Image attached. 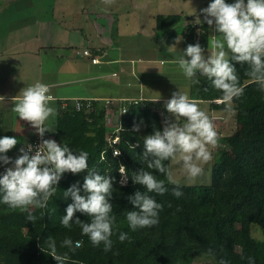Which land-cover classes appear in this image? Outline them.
<instances>
[{
    "label": "trees",
    "instance_id": "16d2710c",
    "mask_svg": "<svg viewBox=\"0 0 264 264\" xmlns=\"http://www.w3.org/2000/svg\"><path fill=\"white\" fill-rule=\"evenodd\" d=\"M180 20L179 13L156 14L154 27L157 30L170 28ZM208 30L206 22L198 26L185 24L184 45L198 41L206 48ZM175 37L174 30H170L166 43H174ZM237 72L244 94L233 101L231 119L236 127L223 136L220 143L229 152L220 146L215 152L210 184H181L184 194L176 198L171 191L174 186L166 182V193H150L164 205L159 223L136 231L130 230L124 219L125 210L132 208L127 196L137 189L143 190L141 185L132 182L131 175L141 167L146 168L139 159L144 136L152 132L153 124L162 128L161 118L165 117L166 109L160 106V115L152 108L153 104L159 106L157 102L129 106L121 117L117 132L119 140L115 145L120 154L113 156L106 139L113 129L109 130L105 125L102 103L94 101L93 111L89 113L69 107L63 109L59 105L52 127L54 131L46 133L74 150L84 149L89 153L90 168L116 178L111 197L113 213L119 230L128 232L130 240L120 242L117 233L112 237V249L105 252L102 244L95 247L87 236H82L77 225L69 229L60 224V217L71 202L70 198H63V191L77 181L82 184L87 170L75 175L69 172L59 181L57 193L48 202V207L33 208V215L37 217L35 222L25 218L27 213L0 205V264H56L42 251L43 241L49 235L57 239L61 253L67 251L59 248V240L65 236L74 241L82 240V246L69 253L68 264L73 261L75 264H191L196 254L210 257L213 264H218L220 257L228 259L230 264H247L242 255H251L256 264H264V92L250 82L239 65ZM190 92V98L207 101L211 108L225 107L221 102H214L221 93L204 78ZM134 123L140 125L138 131L133 130ZM165 163L169 167V161ZM121 164L128 176L125 184L119 182ZM157 176L165 178L162 174ZM75 216L88 219L79 212ZM254 225L260 230V238L252 235Z\"/></svg>",
    "mask_w": 264,
    "mask_h": 264
},
{
    "label": "clouds",
    "instance_id": "9594fccd",
    "mask_svg": "<svg viewBox=\"0 0 264 264\" xmlns=\"http://www.w3.org/2000/svg\"><path fill=\"white\" fill-rule=\"evenodd\" d=\"M199 11L203 14L204 22L213 30L210 50L198 41L189 43L176 63L191 83L199 84L201 78L209 81L211 87L221 93L219 102L224 104L225 110L233 112L234 99L244 94L237 65L244 69L250 82L264 92V0H209L207 6ZM181 39L183 37L177 36L175 42L166 48L171 51ZM20 92L14 98L12 111L19 119L29 123L40 137V142L35 150L30 143L20 147L18 151L21 154L13 158L7 152L17 145V137L0 136V166H6L0 171V205L27 213L25 218L35 222L37 217L33 215V208L48 207L63 175L69 172L75 175L87 170L82 184L77 181L64 189L63 198H70L71 202L60 217V224L69 229L77 225L82 236H87L95 247L102 244L105 252L112 249V237L117 233L116 238L120 242L130 240L128 232L119 230L117 217L113 213L111 197L116 178L90 168L89 153L84 149L74 150L67 143L45 138L46 132L54 131L48 123L55 114L50 103L53 98L49 85L37 81L23 87ZM164 108L170 118L165 117L162 128L153 124L152 132L144 136L139 159L143 165L146 164V168L141 167L131 175L132 182L143 188L127 196L132 208L125 210L124 219L132 231L159 223L164 205L150 193L163 195L168 191L167 182L174 186L172 195L182 197V182H195L204 174V166L213 160L210 148L217 146L221 138L213 120L190 99L187 92L179 88L173 91L164 102ZM139 127V124H133L134 131H138ZM113 155H119V150L114 151ZM166 161L180 166L181 178L174 176ZM119 173L122 177L120 183H127L128 176L123 164ZM157 174L165 178L159 179ZM77 212L87 216V221L75 216ZM82 243V240L74 241L70 236H65L59 240V248L67 251L61 253L57 239L49 235L43 241L42 251L50 255L56 264H68L71 259L69 253L75 252ZM241 258L247 264H256L251 255H242ZM218 264H230V261L220 257Z\"/></svg>",
    "mask_w": 264,
    "mask_h": 264
},
{
    "label": "rangeland",
    "instance_id": "374dc122",
    "mask_svg": "<svg viewBox=\"0 0 264 264\" xmlns=\"http://www.w3.org/2000/svg\"><path fill=\"white\" fill-rule=\"evenodd\" d=\"M228 2H231V0H228ZM208 3L209 0H18L17 2H12L5 11L0 13V44H5L6 42L4 26H46L47 30L54 28L56 32H60L63 35L61 37L63 41L69 40V36H71L74 43L71 44L72 46L70 48H62V51H60L63 54V57L61 56L63 59L61 63H57L56 61L57 58H60L58 49L43 54L41 68L43 76L45 77L53 76L56 72V67L67 72L72 68L80 70L79 67L81 66H89V58L85 56L76 58L75 52H81L83 47L92 46V42L96 44V41L101 43L106 53V55L101 57L102 61L115 59L118 54L123 55V58L133 57V59L137 56L148 57L152 55L163 59L162 66L158 64V61L155 63L150 61L146 65L151 66L152 64V66H159L168 72L169 69L167 68L171 63L168 61L170 58L169 53H166L168 50L166 48L167 44L165 43L167 34L173 29L176 37H183L177 44L179 46L177 50H183L186 47L184 45L186 38L183 34V26L190 23L198 26L203 23V14L199 10L206 7ZM170 13L181 14L180 22L170 27L172 29H155V15ZM208 33L209 41L206 48L210 50L209 42L213 36V30L210 27ZM65 55L69 56V60L68 58L65 60ZM127 65L129 64L126 62H116L110 64L109 67L120 75L119 67ZM176 68L178 70L174 73H166L169 79L172 78L171 75L174 78L176 77L175 83L161 90L172 93L179 88L181 91L188 93L187 79L183 76L177 64L175 70ZM3 81L0 78V88L3 90L6 88V91L11 90L15 93H21L20 91L23 86L20 83L15 82L7 85V82ZM33 83H35L33 80H28V85ZM146 83L150 82L146 81ZM61 86L68 88L75 85H70L68 82ZM130 87L129 90H135L137 88ZM101 88L108 90L112 88L111 91H113L115 86L110 82H105V84L101 85ZM120 88L126 91L128 89L123 85ZM54 90L55 87L50 88L51 93ZM8 102L13 107L14 102ZM50 103L55 108V101H51ZM206 110L208 112L207 108ZM12 115L11 110H0V136H4L2 132L11 130ZM54 115L49 118L50 121L48 123L50 125L54 123ZM226 115L223 114L225 120L227 118V122H230L229 124L227 123V126L226 122L222 123L219 131L225 135L236 127V125L231 126L233 124L232 117ZM7 136L17 137L14 133ZM221 140L222 138H220L217 146L210 148L213 153V160L219 146L226 152H229L228 148L220 144ZM20 144L18 142L17 145L8 150L7 155H17ZM213 160L204 166V174L195 182H189L187 184L182 182V184L188 186L194 184L208 186L211 181V166ZM169 167L172 169L174 176L181 178L182 170L178 164L169 161ZM252 235L255 238H260V230L256 225L252 228ZM151 264L156 263L151 262ZM191 264H213V260L204 254H196Z\"/></svg>",
    "mask_w": 264,
    "mask_h": 264
},
{
    "label": "crops",
    "instance_id": "0c3cea01",
    "mask_svg": "<svg viewBox=\"0 0 264 264\" xmlns=\"http://www.w3.org/2000/svg\"><path fill=\"white\" fill-rule=\"evenodd\" d=\"M9 1L10 0H0V13L5 11L12 2H17L18 0H12L10 3ZM3 28L5 31L6 42L5 44H0V78L4 80L3 82H7V85L17 82L24 87L28 86V80H33L34 82L40 81L46 83L49 85V89L55 87L54 94L50 92V95L53 98L52 101H55L56 103L55 108L53 107L55 109V114L57 108L64 100L71 98H89L93 100V102L95 101L103 104L105 109V125L109 130H114L118 119L117 105L118 103H122L121 100L126 98H140L141 101L139 104L141 105L148 104V102H157L159 106L153 104L152 108L157 110L161 115L159 108L164 107V102L171 97L172 93L162 91L161 89L175 83L176 77L174 78V76L171 75L172 78L169 79V76H166V73H174L178 70L177 68L175 70L177 64L176 60L183 52V50H177L179 48L178 45H176L178 48L174 47L171 51H166L170 56L168 61L172 64L167 68L169 69L168 72L159 66H152V64L151 66L146 65V63H150V61H153L154 63L158 61V64L162 66L163 59L152 55H149L148 57L137 56L133 59V57L123 58V55L118 54L115 59L102 61L101 57L106 55V53L101 43L96 41V44L92 42V46L83 47V49H89L93 54H96L99 60L98 63L93 64L90 62L89 66L79 67L80 70L72 68L67 72L56 67V72L53 76L45 77L43 76L41 68L43 54L48 51H55L56 49L60 52L62 51V48H70L72 46L71 44L74 43L72 37L69 36V40L63 41L61 38L63 35H61L60 32H56L54 28H49L47 30L46 26L22 25L4 26ZM171 44H167V46ZM81 52H75V57L80 58L82 56ZM59 56L60 58H57L56 60L57 63H61L63 60L61 58V56L63 57L61 52ZM67 58L69 60V56L65 55V60ZM116 62H126L129 64L124 67H119L121 76L109 67L110 64ZM104 80L115 86L113 91H111L112 88L110 90L101 88V85L105 84V82H103ZM146 81L150 83H146ZM68 82L70 85L74 84L75 86L68 88L61 86ZM187 84L188 95L191 97L190 89L193 87L195 88L196 84L191 83L188 79ZM122 85L128 88L127 91L120 88ZM130 86L137 88H135V90H129ZM5 89L6 88H4V90L0 88V110H11L13 117L11 120V130L4 131L2 134H16L19 139L18 142L21 143L19 147H22V145L35 134V131L27 121L21 120L17 117L12 111L11 103L8 102H14V98L18 97L21 93H15L11 90L6 91ZM190 99L208 113L209 117L213 120L214 126L220 134V137L222 138L225 136V134L219 132L220 127L221 124L225 122L227 126V123L229 124L230 121L227 122V118L225 120L223 114L231 116V112L226 111L225 107L220 109L211 108L207 101L193 98ZM214 102L219 103V99H215ZM206 108L208 109V112ZM165 117L170 118V114L167 111ZM165 117L161 118L162 127L164 125L163 120H165ZM181 123L183 122L181 121ZM233 125L235 124L233 123L231 126ZM51 127H53V124ZM20 154L21 153L19 152L17 153V155ZM8 155L13 158L16 157V155L13 154ZM4 167L6 166H0V170L4 169Z\"/></svg>",
    "mask_w": 264,
    "mask_h": 264
},
{
    "label": "built area",
    "instance_id": "2783aa9c",
    "mask_svg": "<svg viewBox=\"0 0 264 264\" xmlns=\"http://www.w3.org/2000/svg\"><path fill=\"white\" fill-rule=\"evenodd\" d=\"M82 56H85L87 58H89L91 63H98V56L96 54H93L89 49H83L81 52ZM141 101L140 98H126L121 100V104L118 103V107H117V124L115 129L111 132V134H109L107 136V145L109 147H111V153L113 155V152L116 150H119V148L115 145L117 144L118 140H119V135H118V131L120 129V123H121V117L124 115V113L126 112V110L128 109L129 106L131 105H137L139 104V102ZM61 108H66L69 107L75 111H79V110H83L86 113H89L91 111H93V100L89 99V98H71V99H67L64 100L61 104H60ZM45 138H54L57 142L58 140L53 137L52 135H48L47 133H45ZM40 142V137L38 136V134H34L28 141H26L22 146H26L27 144H32L34 146V150H35V146ZM103 152L101 153V157H102ZM119 154H120V150H119ZM113 156H118V155H113ZM121 166V165H120ZM119 166V168H120ZM119 171V169H118ZM122 179L121 174L119 177V182Z\"/></svg>",
    "mask_w": 264,
    "mask_h": 264
}]
</instances>
